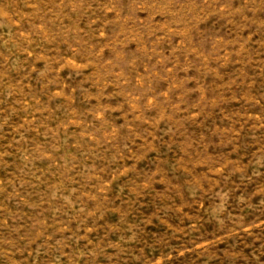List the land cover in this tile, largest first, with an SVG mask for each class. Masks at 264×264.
<instances>
[{"label": "rangeland", "instance_id": "374dc122", "mask_svg": "<svg viewBox=\"0 0 264 264\" xmlns=\"http://www.w3.org/2000/svg\"><path fill=\"white\" fill-rule=\"evenodd\" d=\"M0 264H264V0H0Z\"/></svg>", "mask_w": 264, "mask_h": 264}]
</instances>
